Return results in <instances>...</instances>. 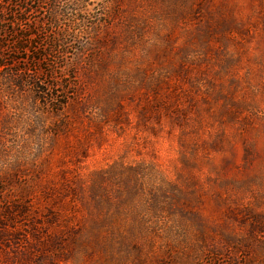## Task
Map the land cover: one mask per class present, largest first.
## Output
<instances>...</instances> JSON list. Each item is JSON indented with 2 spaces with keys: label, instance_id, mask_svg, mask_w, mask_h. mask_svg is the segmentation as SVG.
<instances>
[{
  "label": "rangeland",
  "instance_id": "obj_1",
  "mask_svg": "<svg viewBox=\"0 0 264 264\" xmlns=\"http://www.w3.org/2000/svg\"><path fill=\"white\" fill-rule=\"evenodd\" d=\"M51 1L0 73V165L6 198L61 214L41 243L8 225L0 264H264V0Z\"/></svg>",
  "mask_w": 264,
  "mask_h": 264
},
{
  "label": "trees",
  "instance_id": "obj_2",
  "mask_svg": "<svg viewBox=\"0 0 264 264\" xmlns=\"http://www.w3.org/2000/svg\"><path fill=\"white\" fill-rule=\"evenodd\" d=\"M34 2V0H0V73H2V76L5 74V71L9 68L12 70V66L17 64V60L19 58H14L15 53H20L22 51L24 52H30L29 48H26L27 41H33L39 37L38 31L40 28H42V25H45V21H35L32 23V25H29L27 28H25L23 31H25V34H21L22 30L17 29L18 21H22V13H34L37 11V8L30 6L29 2ZM39 2H45L46 0H37ZM51 6L54 11V14L57 9V4L55 0L53 2L51 1ZM13 8H18L19 12L13 11ZM51 24L58 25V21L51 20ZM11 37L13 39V42L11 43ZM60 37V34L57 35L58 39ZM55 39V40H56ZM53 41V45H47L44 46L45 49H48L49 47H56V44H58V41ZM66 43L64 41L60 42ZM39 51V50H36ZM39 53V52H37ZM45 54L41 53V55H35L31 58L32 63L37 64L40 63L45 59ZM26 59L27 58H21ZM31 69V66H26L24 68H18L13 71L12 73H9L12 75V81L15 82V86L19 88H23L25 84H29L31 88H33V92L36 95V99H39L41 97L44 98L43 94H47L46 92L38 90V84L42 83L39 78H33L29 81H26L21 73L29 71ZM32 90V89H31ZM42 93V94H41ZM41 96H39V95ZM47 99V98H45ZM66 102L62 101L60 102V106L65 104ZM20 164V160L17 159L13 163L9 164L7 168L4 170L2 169V165H0V241H10V238H6L5 231L7 229V226L13 227L15 231H17V238L18 242L24 241L27 245H30V241H35L37 243H41L42 239V232H40L41 229H44V227L55 224L59 218H60V210L55 208L54 206L49 204V207L52 209L49 214L47 215L46 221L41 220V218H38L39 216H32L33 209L32 205L29 203L31 199L28 200H22L20 198H6L4 194L7 192V179L9 175L16 178V173L14 175L10 174V172L16 168H18V165ZM10 169V170H9ZM104 172V171H100ZM21 180V178L19 179ZM66 181V180H65ZM67 182V181H66ZM20 184H24L22 181ZM64 188H67L66 184H62ZM80 187V186H79ZM88 189L90 190L91 194L93 195V185L88 186ZM43 198L48 199V194H43ZM28 207V208H27ZM30 208V209H29ZM27 217H32L31 220ZM44 221V222H41ZM20 225V227H18ZM24 229V232L22 230ZM92 227L90 226L89 229ZM66 231H72L70 234H72L71 241L74 245H77V243L80 241L81 234L83 233L82 229H79L78 227L72 228L70 226L65 228ZM70 229V230H69ZM22 231L23 233H19ZM92 237L96 242L101 239L100 236L96 232H92ZM20 236V237H19ZM5 239V240H4ZM50 242L57 247H61L64 245L65 238L63 236V231H58L55 235L50 237Z\"/></svg>",
  "mask_w": 264,
  "mask_h": 264
}]
</instances>
